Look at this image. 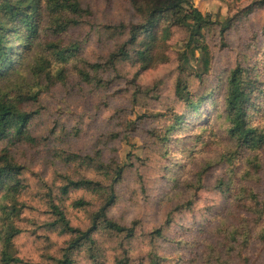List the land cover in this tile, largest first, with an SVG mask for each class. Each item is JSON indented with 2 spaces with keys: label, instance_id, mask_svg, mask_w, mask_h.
Returning a JSON list of instances; mask_svg holds the SVG:
<instances>
[{
  "label": "rangeland",
  "instance_id": "obj_1",
  "mask_svg": "<svg viewBox=\"0 0 264 264\" xmlns=\"http://www.w3.org/2000/svg\"><path fill=\"white\" fill-rule=\"evenodd\" d=\"M80 1L83 7L91 9L92 16L71 28L69 34L61 37L62 42L79 43L81 58L102 64L122 40L108 39L103 25L127 22L132 16L131 9L124 0ZM250 2L193 0L201 13L210 14L215 21L206 34L213 51L211 72L204 84L189 77L194 92L210 90L217 83V77L223 76L245 53L251 63L264 66L261 33L264 7L255 9L247 17L237 15L240 19L226 32L227 45L222 46L218 37V23ZM184 38L185 32L177 29L170 42L171 49L181 50ZM49 39L56 40L51 33ZM73 63L74 60L68 65ZM176 66L177 60L171 52L169 62L138 75L131 63L120 61L114 69L98 72L102 85L81 81L71 70L65 85L56 84L39 96L38 104L29 106L40 109L31 121L37 144L19 143L11 147L15 159L24 167L23 178L28 184L21 197L26 207L17 221L22 232L14 239L17 254L23 260L20 264H52L61 257L72 238L70 234L49 229L47 223L55 218L48 205L49 194L63 209L71 226L82 230L89 227L90 215L99 206L98 198L83 189H71L63 195L59 188L65 183L63 177L101 179L92 167L80 160H64L69 153L93 156L96 151H100L106 162L132 161L116 185L117 200L108 214L117 222L127 226L135 224L136 228L130 240H123V235L110 238L104 231L96 234L101 264H117L115 258L120 257L128 258L126 264H149L151 250L159 257V264H214V249L221 239L218 228L222 222L232 223L233 215L238 214L237 209L230 210L229 193L214 188L219 179L227 180L230 175V171L226 172L227 165L219 161L220 154L229 146L226 122L222 109H216L212 99L198 115H186L190 125L174 130L165 143L159 140L173 114L187 110L173 93ZM208 115L204 126L209 130L203 132L199 120ZM252 120L262 123L264 110L254 114ZM3 145L5 142L0 140V148ZM255 153L260 169L245 184L261 191L264 189V148ZM255 153L247 152L237 160L234 184L242 183L240 176L248 167L247 156ZM208 162L213 165L203 177V187L195 192L197 172ZM195 193L190 210L175 213L173 222L164 227L160 238L150 235L164 223L175 205ZM79 198L89 205L74 207L73 201ZM248 255L251 263L264 264V248L257 241ZM73 260V264H93L85 246L73 252Z\"/></svg>",
  "mask_w": 264,
  "mask_h": 264
},
{
  "label": "trees",
  "instance_id": "obj_2",
  "mask_svg": "<svg viewBox=\"0 0 264 264\" xmlns=\"http://www.w3.org/2000/svg\"><path fill=\"white\" fill-rule=\"evenodd\" d=\"M124 1L128 3L132 16L127 22L103 25L108 39L122 40L101 64L81 58L79 43L63 44L61 39L69 34L71 28L92 16L91 9L83 7L80 0H0V140L5 142L0 148V264L23 263L17 254L14 239L22 232L17 221L26 207L21 197L28 184L23 178L24 167L15 159L11 147L19 143L37 144L31 121L40 109L29 106L38 104L39 96L44 91L56 84L65 85L71 70L81 81L102 85L103 79L98 76L102 69H114L116 63L123 61L131 63L138 75L158 64L169 62L170 52L177 60L173 93L187 110L173 114L159 140L165 143L174 130L190 125L186 115H198L203 106L215 99L214 107L222 109L226 138L229 140V146L220 154L219 161L227 165L226 172L230 171V175L227 180L219 179L214 188L225 189L229 193L232 202L230 210L235 208L238 214L233 215L232 223L222 222L218 228L221 239L214 249L213 261L214 264H254L248 255L250 247L257 241L264 248V189L256 190L245 182L257 175L260 161L255 152L264 148V120L262 123L252 120L254 114L264 110V66L251 63L245 53L241 60H236L225 70L223 76L217 77V83L210 90L194 92L189 77L207 83L206 78L212 68L213 51L206 39V34L215 23L211 15L201 13L193 0ZM233 1L240 3L243 0ZM261 7H264V0H251L245 7H240L236 14L218 23L221 45H227L226 32L240 19L237 15L247 17ZM177 29L185 32L180 45L182 49L178 51L171 49L170 44ZM49 33L56 40L49 39ZM261 33L264 35V24ZM253 37L256 38V33ZM72 60L74 63L68 65ZM209 117L199 120L203 132L209 130L204 126ZM247 152L255 154L247 156L248 167L240 176L242 183L236 185L233 181L234 168L237 160ZM64 160H80L92 167L101 179L73 180L63 177L65 183L60 186V192L65 195L71 189H83L94 194L100 202L90 215L89 227L82 230L70 225L63 209L49 194L48 205L55 216L52 222L47 223L49 229L72 235L61 257L52 264H73V252L84 246L91 262L101 264L98 261L100 250L97 233L104 231L110 238L123 235V240L134 237L135 224L123 225L108 214L117 200L116 185L132 161L106 162L102 160L100 151L93 156L69 153ZM212 165V162H208L198 170L195 192L203 187V177ZM195 195L175 205L167 213L164 223L150 235L160 238L164 227L173 222L175 213L191 209ZM72 205L84 208L89 202L79 198ZM115 261L126 264L128 258H115ZM148 261L149 264H159V257L151 250Z\"/></svg>",
  "mask_w": 264,
  "mask_h": 264
}]
</instances>
